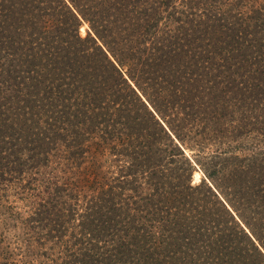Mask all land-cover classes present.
<instances>
[{"label":"trees","instance_id":"trees-1","mask_svg":"<svg viewBox=\"0 0 264 264\" xmlns=\"http://www.w3.org/2000/svg\"><path fill=\"white\" fill-rule=\"evenodd\" d=\"M13 230L20 264H264V0H0Z\"/></svg>","mask_w":264,"mask_h":264},{"label":"rangeland","instance_id":"rangeland-1","mask_svg":"<svg viewBox=\"0 0 264 264\" xmlns=\"http://www.w3.org/2000/svg\"><path fill=\"white\" fill-rule=\"evenodd\" d=\"M88 29L87 24L83 23V25L80 28V34L81 36H85L86 34V30ZM260 149H263L262 147H260ZM245 150V151H244ZM252 150V148L249 147V144L245 143V147L243 148V153L247 154L250 153ZM206 153H209L210 151H206L204 150ZM185 154L186 156H188L192 161H193V153L189 151L188 149H185ZM203 177V173L197 168L196 171H194L193 176H192V184H197L200 182L201 178ZM12 206L15 207V211L18 208V211L20 214L23 213V205L19 202H16L12 204ZM17 222L15 221V227ZM1 238V237H0ZM8 239L4 241H2L0 239V251L2 250L3 246H7V248H9V250L11 251L12 255L9 256L8 260H10L12 263L15 262L17 264H20V262H17L18 260L22 259V254H23V247H24V241H25V236H23L22 234L16 232V230H13V232H11L10 236L7 237ZM8 257V256H7ZM10 261H8L9 263H11ZM11 263V264H12ZM22 264V263H21Z\"/></svg>","mask_w":264,"mask_h":264}]
</instances>
